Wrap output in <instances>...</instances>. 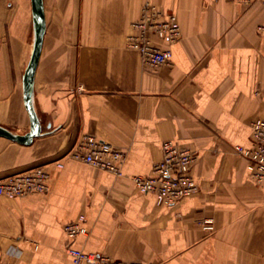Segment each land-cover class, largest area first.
<instances>
[{
    "label": "crops",
    "instance_id": "1",
    "mask_svg": "<svg viewBox=\"0 0 264 264\" xmlns=\"http://www.w3.org/2000/svg\"><path fill=\"white\" fill-rule=\"evenodd\" d=\"M43 1L41 133L28 144L0 135V179L42 166L49 188L0 195V258L75 264L72 246L123 262L264 264V188L236 150L264 118L262 2L151 0L182 29L174 44L156 38L173 54L152 66L128 46L147 0ZM34 42L32 0H0V125L18 134L31 129L24 75ZM86 134L126 152L122 175L71 156ZM169 139L197 154L199 190L161 205L133 178L153 171ZM80 216L88 233L72 238L65 226Z\"/></svg>",
    "mask_w": 264,
    "mask_h": 264
},
{
    "label": "built area",
    "instance_id": "2",
    "mask_svg": "<svg viewBox=\"0 0 264 264\" xmlns=\"http://www.w3.org/2000/svg\"><path fill=\"white\" fill-rule=\"evenodd\" d=\"M250 4L256 0H236ZM264 5V0H260ZM133 32L128 36V46L137 51L145 64L158 66L168 63L172 58V50L162 47L156 38L174 44L182 38V29L175 13H166L151 0L143 6L140 18L132 24ZM259 29L264 32V23ZM163 158L155 164L149 175H135L136 187L143 192H153L161 205H175L184 198L199 190L198 182L193 174V165L197 154L177 143L165 140L162 144ZM237 152L247 160L251 180L264 188V118L252 122V145L236 146ZM71 156L83 160L96 168L122 175V166L126 152L117 145L102 140L93 134L84 135L71 152ZM50 173L42 166L27 171L16 172L0 179V195L11 198L36 192H44L49 188ZM84 216L66 224L65 229L74 238L78 234L88 233L84 225ZM205 229L215 228L213 220L202 222ZM75 264L90 262L92 264H146L140 261L123 262L107 255L88 252L72 246L68 247ZM0 264H12L0 258Z\"/></svg>",
    "mask_w": 264,
    "mask_h": 264
},
{
    "label": "water",
    "instance_id": "3",
    "mask_svg": "<svg viewBox=\"0 0 264 264\" xmlns=\"http://www.w3.org/2000/svg\"><path fill=\"white\" fill-rule=\"evenodd\" d=\"M35 24V42L31 59L24 75V98L31 117V129L26 134H18L11 129L0 125V135L18 141L31 143L41 133V124L33 103L34 83L37 67L39 64L44 35L46 32V16L43 0H32Z\"/></svg>",
    "mask_w": 264,
    "mask_h": 264
}]
</instances>
